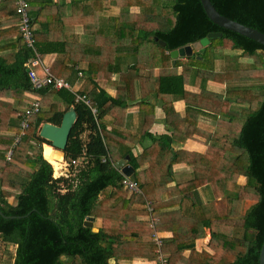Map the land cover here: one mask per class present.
I'll use <instances>...</instances> for the list:
<instances>
[{
	"label": "trees",
	"instance_id": "1",
	"mask_svg": "<svg viewBox=\"0 0 264 264\" xmlns=\"http://www.w3.org/2000/svg\"><path fill=\"white\" fill-rule=\"evenodd\" d=\"M106 1L83 2L102 9ZM108 1L119 9L118 14H109L112 25L103 29L107 35L105 41L91 42L85 53L76 57L87 62V69L77 67L83 77L86 75L78 93L86 95L90 103L77 101L76 94L68 89L47 86L36 91L43 94L41 104L49 105L50 110L32 117L26 135L15 147L14 137L1 132L20 131L13 115L22 116L25 92L34 91L26 66L32 53L24 46L11 62L0 55V92L16 100L13 104L0 103V208L7 216H16L0 214V253L1 244H12L16 250L11 264H110V259H117L125 251L132 252L131 257L144 256L163 264L159 257L164 253V244L160 247L155 240L143 241L142 237L152 238L160 230L159 222L167 207L173 212L196 214L187 223L191 231L198 232L185 240L180 250L191 249L200 264H260L264 243V45L214 23L201 0ZM211 1L223 15L264 32V0ZM52 2L46 0L41 5ZM33 14L35 26L39 14L42 15L39 10ZM153 14L165 19L158 21L152 18ZM210 32H222V35L173 63L172 50L193 44ZM35 36L38 44L36 28ZM157 38L166 45H161ZM66 45L65 41H58L59 47H39V50L42 54L63 53ZM83 48L84 45L79 47ZM145 50L149 51L145 53ZM120 60L127 72L139 73L142 98L156 93L163 99L170 123H176L173 115L181 117L173 107V100L179 97L186 101L182 128L188 124L186 137L198 134L208 145L202 156L208 172L200 181L215 182L214 192L224 204L220 212L199 199L197 185L185 186L187 192L166 190L173 178V164L195 160L194 153L174 150L170 134H167V168L162 173L167 178L165 183H154L153 174L147 172L149 182H140L136 175L140 195L130 193L123 186L125 174L117 167V160L129 153L135 168L139 162L134 161L129 147L120 153L108 143L110 133L102 116L111 112L108 110L111 104L123 103V110L127 105L124 100L110 96L97 82L105 71H122ZM156 66L161 68L158 74L154 72ZM178 68L182 70L178 72ZM73 69L75 65L69 71ZM163 80L169 82L167 87ZM55 94L68 105L67 109L73 105L77 112L65 159L78 162L69 167L68 177L54 175L53 163L43 155V144L50 142L39 135L43 122L61 124L65 111L51 103ZM8 105L10 110L6 112ZM139 105L142 106V101ZM94 107L97 112H93ZM200 117L204 118L201 128L197 127ZM162 138L155 139L160 147V159L165 155ZM10 149L13 152L8 158ZM185 153L189 155L186 159ZM165 191L168 198L179 199L164 203ZM11 197L13 200L9 201ZM246 202L252 204L244 209ZM131 210L152 215L156 222L143 231L126 228L121 222L128 218L122 212ZM87 216L103 219L98 231L85 225ZM205 227L211 229L213 254L195 250L196 239L204 236ZM134 241L138 242L139 253L130 248L132 245L128 246ZM1 257L0 254V264Z\"/></svg>",
	"mask_w": 264,
	"mask_h": 264
},
{
	"label": "crops",
	"instance_id": "2",
	"mask_svg": "<svg viewBox=\"0 0 264 264\" xmlns=\"http://www.w3.org/2000/svg\"><path fill=\"white\" fill-rule=\"evenodd\" d=\"M27 1L29 2L30 15L33 19L35 14H33V12L37 10L41 11L42 15L40 17L39 14L40 19L37 20L35 24V28L38 31V44L36 42L38 50L39 47H59L61 45L58 46V41H65L67 43L66 47L64 46L65 51L63 53L51 51L42 54L41 51H39L42 55L44 64L50 66L51 72L54 73L55 76L57 75L58 77L64 78L71 84V88H60L56 90L68 89L76 94L77 100V95H80L78 91L86 75L85 77L79 76L76 70L77 67L87 69V62L79 60V58L77 59L76 57L84 52V49H86L91 42L95 40L101 42L105 41L107 35L103 33V29L112 25V22L109 20V14H118L119 8L113 6L108 0L105 3V7L102 9L87 5L83 2L84 0H53L50 5L45 6L41 4H45L46 0ZM16 7V0H0V55L7 57L8 62H11L16 52L25 46L20 37L18 28L20 19L18 14L15 13ZM56 13L58 17H56ZM101 35H103V39L98 38ZM95 36L96 39H94ZM83 45L84 48L80 50L79 47ZM99 48H97V50ZM147 51L149 50H145L144 52L146 53ZM149 52H151L153 56L151 48ZM67 53V58L69 59L66 58ZM121 60L119 64L122 67V71H113L112 73L105 71L104 75L97 79L99 86L105 89L110 96L120 101L124 100L125 105H127L126 109L123 110V103L118 106H113L111 104L108 109L111 110V112L108 111V113L102 116V122L106 125V130L110 133L108 143L115 147L116 151L120 153L126 151V148L129 147L134 156V161H136V163L139 162V164L138 168L133 166L129 153L124 154L117 162L128 157L127 163L134 167V173L139 177L142 183L147 182V180L149 182V175L147 172L153 174L154 183H165L167 178H163L162 173L167 168V134H170L173 136L172 147L174 150H185L194 153L195 155L193 157L195 160L191 162L185 160L173 164V178L167 183L166 190L168 189L170 193H174L178 190L187 192L184 188L185 186L190 185V183L197 185L196 190L198 191L199 195H197L199 199H202L210 205L212 204V206L215 207V211L219 212L221 208H219L218 203L221 198L216 191L212 192V190H209L211 184L216 185L215 182L209 181L204 183L200 181L208 172L207 167L202 161V156L208 150V145L198 134L186 137L189 133V130H187L188 124L182 128L181 117L186 115V101L179 97L173 100V107L176 113L181 117L173 115L176 119H172H175L174 121L176 123H170L164 111L163 99L159 98L156 93H151L149 96L142 98L139 73L127 72L128 69L126 70V66L121 63ZM131 61L133 62V59H131ZM73 65H75L76 70L73 69L69 71V69L73 68ZM36 69L40 70L41 68L40 66H36ZM181 70L182 68H179V72ZM160 71L161 68L156 66L154 69L155 74H158ZM35 96H39L42 102L44 98L43 94L34 91L25 92L26 105L21 107V111L24 110L25 112V109L30 105ZM88 100L90 103L89 98ZM141 101L142 106L140 107L139 104ZM2 102L13 104L16 100L0 92V103ZM51 103H56L59 107L58 109L65 112L71 107H74L72 105L67 109L68 105L59 98L57 94L51 97ZM93 109L96 110H93V112H97L95 107ZM9 110L10 105L6 107L5 111L7 112ZM49 110V105L42 104L41 111L47 112ZM6 112H4V117L6 116ZM21 117L19 118L18 114L13 115L19 127ZM203 120V117L199 118L197 127L201 128ZM192 130L195 131L191 128V131ZM197 131L198 130L195 132ZM1 133L4 135H12L15 138L18 132L5 130ZM160 136L163 137L160 142H162L165 148V150L163 149L162 151L165 152L166 155H164L162 159L159 157L160 147H158L157 141L155 140ZM45 144L46 143L43 144V155ZM188 156V154H184L185 159ZM45 158L53 163L56 172L59 173L60 167L57 166L58 162L50 159L47 155ZM65 160L66 159H63V161ZM63 161H61V163ZM118 168L122 172V168ZM158 174H160V176H158ZM198 181H200V183ZM165 192L162 201L164 203L172 201L174 197L168 198L167 191ZM136 194L140 195V193ZM174 199H179V197H175ZM165 205L167 206V204ZM171 210L170 208L167 209V207L163 210L162 219L159 222L160 230L157 231L152 238L143 235V241L153 239L160 247L164 244V253H161L159 257V260L162 261L163 264H200V260L197 256L192 255L191 249L186 248L180 250V247L185 245L184 241L198 232L197 229H192L191 231L187 223L191 222L192 217L196 214L190 216V212H183L180 210L173 212ZM136 213H138L137 210H131L130 212L123 211V216L128 219L122 220L121 224H124L126 228L143 231L148 226H153L156 222L152 215L146 216L145 214ZM90 217H92L91 220H89L92 223L90 226H93V230L98 231L101 225H103V219L95 216ZM149 220L150 222L147 223ZM210 240L211 229L205 227L204 236L196 239L195 250L197 252L207 251L213 254L214 250L210 247ZM130 245H132L130 248L135 252H137L136 248L140 249V247H138V242L134 241L128 244V246ZM130 253L132 252H120V256L117 259H110V264H118V262L127 264H157L158 262L157 260H150L144 256L132 255L131 257L129 256Z\"/></svg>",
	"mask_w": 264,
	"mask_h": 264
},
{
	"label": "water",
	"instance_id": "3",
	"mask_svg": "<svg viewBox=\"0 0 264 264\" xmlns=\"http://www.w3.org/2000/svg\"><path fill=\"white\" fill-rule=\"evenodd\" d=\"M201 2L206 14L214 23L226 29L237 32L241 35L252 38L264 45V32L223 15L217 10L211 0H201ZM221 35L222 32H210L207 36L201 38L199 41L193 44H187L185 46L172 50L171 56L173 58V63H175L176 59L179 57L191 56L194 49H200L208 45L211 38ZM157 40L161 45H166V42L164 40H159L158 38ZM76 121L77 112L74 107H71L63 115L61 124L57 125L51 122H45L42 124L39 135L50 142V144L46 143L44 145V155L50 153V151L53 150L57 154L61 155L63 159H65V149L69 141L71 130ZM127 158L117 162V166L122 168V172L126 176H129L131 179L136 180L134 167L131 164L127 163ZM0 214L4 217H16L5 215L1 208ZM91 218L92 217L90 216L86 218L85 225H92V223L89 221L91 220ZM260 264H264V243L260 251Z\"/></svg>",
	"mask_w": 264,
	"mask_h": 264
},
{
	"label": "built area",
	"instance_id": "4",
	"mask_svg": "<svg viewBox=\"0 0 264 264\" xmlns=\"http://www.w3.org/2000/svg\"><path fill=\"white\" fill-rule=\"evenodd\" d=\"M16 10L19 15V32L20 37L25 45L28 48L32 56L27 62L28 73L32 83V87L34 92L45 88L47 86H51L55 89L60 88H71V84L62 77L55 76L51 72L50 66L44 64L42 55L37 48L36 44V36H35V26L33 23V18L30 15V5L27 0H16ZM36 66H40V70L36 69ZM79 76H83V73L80 71ZM77 100H82L89 104L88 97L86 95H77ZM42 109L41 98L39 96H35L31 101L30 105L25 109L24 114L20 120V131L15 135L13 147L17 145V143L26 135V132L30 126V121L32 117L40 112ZM96 111L95 109H93ZM13 149L8 151L7 157L10 158ZM48 160V159H47ZM49 161V160H48ZM50 162V161H49ZM78 161L73 159L72 161H63L62 167L60 168L61 173L55 175L59 177L64 175L68 177L69 167L71 165H75ZM51 163V162H50ZM52 164V163H51ZM53 165V164H52ZM123 186L128 189L131 193H142L139 184L136 180L131 179L129 176L124 175Z\"/></svg>",
	"mask_w": 264,
	"mask_h": 264
},
{
	"label": "rangeland",
	"instance_id": "5",
	"mask_svg": "<svg viewBox=\"0 0 264 264\" xmlns=\"http://www.w3.org/2000/svg\"><path fill=\"white\" fill-rule=\"evenodd\" d=\"M134 10H138V7H134L133 8ZM152 18H155L156 20H160L161 18L162 19H165V17L164 16H162V15H160V14H153L152 15ZM167 22V21H166ZM178 72H179V68H178ZM163 85L165 86V87H167V83H169V82H167V81H164L163 80ZM172 83V82H171ZM36 146H38V145H36ZM45 157H46V155H45ZM51 159V158H50ZM54 160V159H53ZM56 161V160H55ZM63 161V160H62ZM58 162V161H57ZM57 166L58 167H62V163L61 162H58L57 163ZM53 168H54V175H58L59 173H60V170H59V173H57L56 172V170H55V167L53 166ZM209 190L211 191L212 190V192H214V185H210V187H209ZM9 201H12L13 200V198L11 197V198H9L8 199ZM250 204H252V202H246L245 204H244V209L245 208H247V207H249L250 206ZM218 205H219V208H221V209H224V204H223V201L222 200H220V202L218 203ZM220 212V211H219ZM6 245V244H5ZM4 244H1V258H2V262L4 263V262H7V264H11V262H9V261H12L13 260V258H14V255H15V250H16V246L15 245H12V244H9V245H6L5 246ZM12 253H13V255H12ZM2 263V264H3Z\"/></svg>",
	"mask_w": 264,
	"mask_h": 264
},
{
	"label": "bare ground",
	"instance_id": "6",
	"mask_svg": "<svg viewBox=\"0 0 264 264\" xmlns=\"http://www.w3.org/2000/svg\"><path fill=\"white\" fill-rule=\"evenodd\" d=\"M49 158L54 159L58 162H61L63 160L62 156L54 152L53 150L50 151V153L46 154Z\"/></svg>",
	"mask_w": 264,
	"mask_h": 264
}]
</instances>
